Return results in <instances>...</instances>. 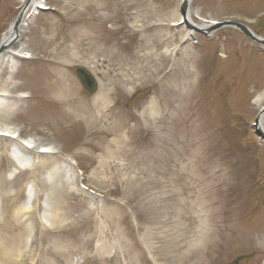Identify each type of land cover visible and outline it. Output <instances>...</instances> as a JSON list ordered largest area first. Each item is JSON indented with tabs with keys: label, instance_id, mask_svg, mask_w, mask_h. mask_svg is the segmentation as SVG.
Returning <instances> with one entry per match:
<instances>
[{
	"label": "rangeland",
	"instance_id": "1",
	"mask_svg": "<svg viewBox=\"0 0 264 264\" xmlns=\"http://www.w3.org/2000/svg\"><path fill=\"white\" fill-rule=\"evenodd\" d=\"M44 1L6 49L31 58L0 69V122L57 147L81 190L57 193L63 225L9 264H264V143L251 127L264 48L232 27L187 37L182 0ZM25 2L0 0V42ZM189 12L196 27L234 21L264 39V0H191ZM8 149L0 140L2 248L26 223L12 208L55 163L10 177Z\"/></svg>",
	"mask_w": 264,
	"mask_h": 264
},
{
	"label": "bare ground",
	"instance_id": "2",
	"mask_svg": "<svg viewBox=\"0 0 264 264\" xmlns=\"http://www.w3.org/2000/svg\"><path fill=\"white\" fill-rule=\"evenodd\" d=\"M44 5V0H26L18 33L24 30L29 21L38 14V6L44 8ZM207 26V24L201 25L202 28ZM190 35H192L191 31L188 32L187 37ZM10 36L11 30H8L2 39L3 43L7 44ZM30 58L31 53L25 46L16 45L14 49L6 51L0 56V69L8 68L12 70L18 60ZM5 98V92L0 94V117L5 116L8 109ZM261 127L264 129L263 120L261 121ZM0 140L9 143L10 177L20 171L33 169L36 166L37 157L49 156L50 159H55V163L49 173L41 177L42 191L35 190L37 187L35 181L29 182L23 202L12 208V220L15 222L25 221L26 223H24L22 231L18 232L17 236L14 237L10 246L7 248L0 246V260L4 264H9L12 261V257L17 256L19 259L26 258L32 247V243L41 230L58 229L63 225V219H56L59 205L57 200H55L56 203H53V199L57 193L64 188L77 191L78 189L81 190V187L74 164L61 155L57 147L42 143L36 138L21 140L19 130L5 121L0 122ZM3 209L4 206L0 198V217ZM32 214H36V219L31 218Z\"/></svg>",
	"mask_w": 264,
	"mask_h": 264
},
{
	"label": "water",
	"instance_id": "3",
	"mask_svg": "<svg viewBox=\"0 0 264 264\" xmlns=\"http://www.w3.org/2000/svg\"><path fill=\"white\" fill-rule=\"evenodd\" d=\"M190 2L191 0L181 1L179 5V15H180L181 20L178 25H184L186 29L197 32V33H201V34L204 33L205 31L210 32V31H214L216 29H220L223 27H232L240 31L247 39L264 47V39L254 35L246 26L238 22L215 23V24H210L204 28H202L201 26L196 27L195 25L191 24V22L189 21ZM39 10H43V9L38 7V11ZM23 12H24V9L20 13V15L16 18V20L14 21V23L12 24L10 28L11 36H10L9 42L7 44L3 43V40L0 42V56L6 51V49L10 45L16 43L17 35H18V28L20 25ZM75 75L79 79L82 87L88 94H93L95 92L97 83L95 79L93 78V76L88 71L80 68L75 71ZM263 118H264V106L261 108L258 115L254 119V123L252 124L251 127L253 129L254 135L258 138V141L264 143V129H262L261 127V121L263 120Z\"/></svg>",
	"mask_w": 264,
	"mask_h": 264
}]
</instances>
